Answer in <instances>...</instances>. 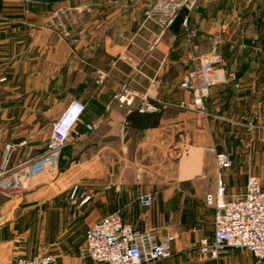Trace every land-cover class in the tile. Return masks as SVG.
Instances as JSON below:
<instances>
[{"label": "crops", "instance_id": "0c3cea01", "mask_svg": "<svg viewBox=\"0 0 264 264\" xmlns=\"http://www.w3.org/2000/svg\"><path fill=\"white\" fill-rule=\"evenodd\" d=\"M155 2L0 0V152L5 143L27 142L17 147L14 171L0 185L14 183L45 155L53 123L79 100L85 110L58 169L48 172L52 181L45 182L44 173L28 193L43 194L53 205L67 202L48 210L55 221L66 222L69 231L78 221L87 227L119 213L135 229H155L160 239L174 236L173 257L150 264H255L246 250L232 249L218 260L198 252L201 240L213 238L208 201L216 190L219 150L211 137L198 141L195 116L176 105L186 98L179 85L192 68V54L216 50L224 70L207 103L208 135L239 132L248 122L264 126V0H200L168 29L147 17ZM125 88L131 106L117 101ZM144 95L161 103L159 113L137 112ZM256 134L255 145L264 147V129ZM221 174L229 195H236L237 176ZM75 186L91 197L88 202L71 206ZM137 190L153 193L151 207L137 203ZM10 204L0 196V231L16 228L18 221L6 218L18 212ZM17 257L0 255V263Z\"/></svg>", "mask_w": 264, "mask_h": 264}, {"label": "built area", "instance_id": "2783aa9c", "mask_svg": "<svg viewBox=\"0 0 264 264\" xmlns=\"http://www.w3.org/2000/svg\"><path fill=\"white\" fill-rule=\"evenodd\" d=\"M31 1V0H25ZM200 0H156L148 11L147 17L163 29H168L182 10L193 11ZM54 15L49 20V26L56 24ZM75 18H71L74 21ZM65 36H68L67 26L58 22ZM76 42L77 40L74 39ZM196 49V48H195ZM192 68L182 77L180 88L186 94L176 107L190 111L200 117H208V101L213 88L223 80V59L216 50L206 54L194 52L191 56ZM101 75L100 83L103 82ZM229 79H235L233 73L228 74ZM129 91L125 88L117 96V101L123 105L131 106ZM161 103H153L144 95L140 97L137 112L140 115H154L161 111ZM85 110V105L79 100H72L68 107L53 123L49 140L46 144L45 155L38 161L29 163L16 176L14 183L6 181L0 185V190L11 185L19 189H26L40 175L58 169L61 152L67 145L75 124L79 121ZM92 130V126H88ZM23 141L18 146H26ZM14 143L5 146L3 161L0 166V178L13 172L10 166L11 158L18 147ZM215 161L219 169L216 190L208 203L214 210V232L212 239H203L200 242L201 253L210 259L218 260L223 254L232 249L250 252L259 264L264 262V188L262 181L255 175H249L245 190L240 195H229L228 185L221 172L233 165L232 154L216 152ZM79 198L80 205L90 200L87 193L78 194L75 186L71 199ZM136 201L142 207H151L154 195L150 192L137 190ZM174 236L160 239L155 230L141 231L126 223L119 213L106 215L90 225L85 232V243L81 248V256L91 264H150L167 260L173 257L172 243ZM1 264V263H0ZM12 264H56L51 255H38L34 257L19 256Z\"/></svg>", "mask_w": 264, "mask_h": 264}, {"label": "rangeland", "instance_id": "374dc122", "mask_svg": "<svg viewBox=\"0 0 264 264\" xmlns=\"http://www.w3.org/2000/svg\"><path fill=\"white\" fill-rule=\"evenodd\" d=\"M182 111L191 113L195 116L197 125L195 136L198 141H203L206 137H211L216 142L219 150L215 151V153L228 152L232 154L233 165L228 169V174L232 177L237 176L238 178L237 185H234L237 186L238 192L236 195L243 193L246 178L249 175L259 177L264 188V147H258L255 145L256 141H254L257 135L256 133L262 131L264 126L259 127L256 123L248 122L245 130L241 129L239 132H236L233 129L228 131L230 132L229 135L222 137L214 134L213 136H209L207 131L208 128H205L207 126V121H205L204 117H200L190 111ZM9 143L13 142L5 143L0 152V166L3 161L5 146ZM15 151L10 163L13 171L15 168ZM42 175L43 177L46 175L47 179L45 182L52 181L51 173ZM33 185L32 183V185L26 189H19L11 185L9 188L0 190V196L4 203L10 201L11 209L15 211L18 210L17 213L14 212L16 214L13 213V215L10 214L6 217L18 221L16 222L15 230L6 229L0 231V255H4L8 257V259H11L14 254L25 257L29 255L33 257L38 255H51L55 258L56 264H87L86 259H83L81 256V248L85 243V232L89 226L86 227L81 221H78L75 226L71 227V230L67 231L68 224H66V222L61 224V222L55 221L56 217L53 216L51 212H48L51 207L62 208L63 204L67 202L57 199L55 205H53L50 201L44 202L43 194H28L39 187ZM79 200L78 198H76V200L71 199V194H69L71 206H77L78 203H80ZM57 219L59 220L61 218L57 216ZM28 220L31 222L28 223ZM92 224H94V222ZM210 238L211 236L207 237V239ZM198 252L203 255L200 250V243Z\"/></svg>", "mask_w": 264, "mask_h": 264}]
</instances>
